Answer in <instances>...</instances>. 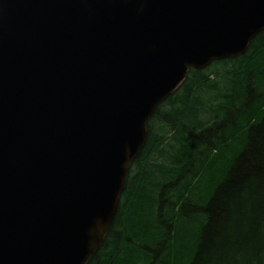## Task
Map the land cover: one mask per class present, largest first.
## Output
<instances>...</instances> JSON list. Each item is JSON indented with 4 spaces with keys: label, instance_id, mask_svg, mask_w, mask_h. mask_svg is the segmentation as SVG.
Segmentation results:
<instances>
[{
    "label": "water",
    "instance_id": "1",
    "mask_svg": "<svg viewBox=\"0 0 264 264\" xmlns=\"http://www.w3.org/2000/svg\"><path fill=\"white\" fill-rule=\"evenodd\" d=\"M263 31L264 0H0V264H87L156 109Z\"/></svg>",
    "mask_w": 264,
    "mask_h": 264
},
{
    "label": "trees",
    "instance_id": "2",
    "mask_svg": "<svg viewBox=\"0 0 264 264\" xmlns=\"http://www.w3.org/2000/svg\"><path fill=\"white\" fill-rule=\"evenodd\" d=\"M87 264H264V31L156 109Z\"/></svg>",
    "mask_w": 264,
    "mask_h": 264
}]
</instances>
